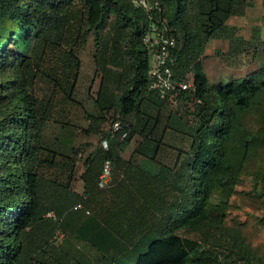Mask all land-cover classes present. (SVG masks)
I'll return each instance as SVG.
<instances>
[{
    "label": "trees",
    "instance_id": "obj_1",
    "mask_svg": "<svg viewBox=\"0 0 264 264\" xmlns=\"http://www.w3.org/2000/svg\"><path fill=\"white\" fill-rule=\"evenodd\" d=\"M145 2L149 8L134 0H0V264H264L226 225L236 185L264 148V113L255 130L243 118L264 79L213 84L201 64L211 39L236 35L226 22L249 0ZM152 25L174 38V75L193 85L178 92L179 106L149 88L143 37ZM90 35L101 77L85 130L101 135L83 158L79 193L73 136L47 137L45 127L54 97L75 101L78 53ZM167 106L185 130L168 124ZM106 160L112 184L99 188ZM78 201L83 209L73 208ZM68 230L88 255L66 245Z\"/></svg>",
    "mask_w": 264,
    "mask_h": 264
},
{
    "label": "rangeland",
    "instance_id": "obj_2",
    "mask_svg": "<svg viewBox=\"0 0 264 264\" xmlns=\"http://www.w3.org/2000/svg\"><path fill=\"white\" fill-rule=\"evenodd\" d=\"M249 3L243 15L232 16L226 22L230 27L235 26L232 35H236L232 39L228 36L213 38L204 50L201 64L210 83H223L232 78L244 76L254 80L264 79V52L260 44V41L264 40V0H249ZM235 38H238L237 42H232ZM237 43L239 47L236 46ZM78 54L81 67L74 91L75 101L68 102L62 97H54V110L51 119L46 123L45 136L54 137L62 132L73 136L74 145L79 148L81 156L75 168L72 187L80 193L83 190L82 180L79 177L83 158L98 143L101 135L85 130L90 122V115L98 111L95 98L101 77L96 63L97 52L92 35ZM42 87L44 88V85L41 84ZM258 99L259 103L249 108L243 117L245 124L252 130L257 129L258 116L264 113V91ZM164 114L169 115L168 124L179 130L186 129L174 109L167 106ZM109 126V123H104L102 128L106 130ZM140 139L138 135L134 137L123 152L125 157L130 156ZM170 139L171 133L166 136V141L169 142ZM256 154L258 156L246 165L236 185L230 200L226 225L232 231H238L241 236H244L253 251L264 258V180L262 179L264 148L258 149ZM259 164L263 165V168H260ZM65 232V237L69 234L70 239L66 245L70 246L74 253L78 250L88 255L90 251L88 246L78 239L74 232L69 230ZM57 235L61 238L63 232L59 231Z\"/></svg>",
    "mask_w": 264,
    "mask_h": 264
},
{
    "label": "built area",
    "instance_id": "obj_3",
    "mask_svg": "<svg viewBox=\"0 0 264 264\" xmlns=\"http://www.w3.org/2000/svg\"><path fill=\"white\" fill-rule=\"evenodd\" d=\"M136 5H143L149 8L145 0H134ZM143 42L146 44L150 53V66L148 71L149 88L157 90L159 96L172 105L177 106L176 95L182 90H189L193 88L189 80L179 79L173 72V65L175 63V56L172 53L174 47V38L169 36L164 29H159L157 26L152 25L143 37ZM198 103L201 102L197 98ZM121 129V121L115 120L111 124V131L116 134ZM126 132L120 134V138L125 137ZM100 145L107 148L108 142L106 139L100 140ZM110 160H106L101 168L99 175L98 186L99 188H107L112 184V170ZM74 209H83L84 205L78 201L73 205ZM85 213L89 214V210L85 209ZM51 215L52 213H48Z\"/></svg>",
    "mask_w": 264,
    "mask_h": 264
}]
</instances>
